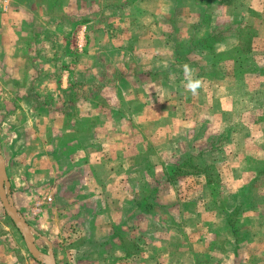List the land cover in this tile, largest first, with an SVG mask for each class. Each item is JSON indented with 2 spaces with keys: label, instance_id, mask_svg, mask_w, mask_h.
Masks as SVG:
<instances>
[{
  "label": "crops",
  "instance_id": "0c3cea01",
  "mask_svg": "<svg viewBox=\"0 0 264 264\" xmlns=\"http://www.w3.org/2000/svg\"><path fill=\"white\" fill-rule=\"evenodd\" d=\"M146 39L154 40L151 48L139 49ZM133 41L138 47L132 48ZM139 54L141 63L134 61ZM144 55L151 60L145 63ZM0 76L25 86L31 96L41 82H49L48 106L39 109L54 123L62 120L57 132L63 135L66 163L84 179L74 184L84 186L91 201L103 203L101 212L108 209L106 222L114 226L103 223L118 257L112 264H197L203 257L212 264H248L247 257L254 259L251 264H264V215L256 210L249 215L264 204V178L259 179L264 171V0H0ZM54 101L62 106L59 116L50 107ZM73 104L85 105L84 111L78 108L72 116L65 107ZM87 133L95 137L93 148H85ZM101 147L115 162L117 178H98L93 155ZM133 162L154 165L158 178L142 177L145 183L169 187L161 201L171 214L156 216L155 242L143 237L138 243L123 225L132 217L144 222L151 214L147 206L153 196L143 197V187L133 189L127 172ZM6 168L11 184L7 162ZM173 169L188 173L173 177ZM205 169L214 174L210 182ZM216 182L235 199L260 193L261 201L250 200V209L227 198L221 214L213 213L222 227H201L199 205L221 192ZM197 187L199 204L190 193ZM51 195L38 199L37 207L52 202ZM186 201H194L187 210L194 222L177 211ZM235 208L239 225L229 237L224 220ZM34 229L36 244L38 237L49 245L43 230ZM116 229H124L118 238ZM217 234L225 240L212 243ZM203 237L208 240L197 249Z\"/></svg>",
  "mask_w": 264,
  "mask_h": 264
},
{
  "label": "rangeland",
  "instance_id": "374dc122",
  "mask_svg": "<svg viewBox=\"0 0 264 264\" xmlns=\"http://www.w3.org/2000/svg\"><path fill=\"white\" fill-rule=\"evenodd\" d=\"M103 1L114 2L115 0ZM134 27L136 28L137 26L135 25ZM118 41L119 40H109L108 42L113 45V42L115 44ZM153 41L154 40L150 39L143 40L142 47L137 46V42L139 41H133L132 48L138 47L139 49L148 50L151 48ZM75 42L77 43L78 41L75 40ZM141 55L142 54H139L138 58H134V61L141 63ZM147 60H151L150 55H144L143 61L147 63ZM7 61L9 60L7 59ZM12 62L13 60H10V64H12ZM8 78L9 77L6 76H0V137L2 136V151L9 168L12 184L11 193L15 197L17 208L22 216L31 223L33 228H40V230H43L45 235L49 237L53 246L56 264H112L115 253L113 240L109 237V229H107L106 224L103 223V220L105 222L107 221L106 213L108 209H103V212H101L103 203L101 204L100 201H91L89 195H86L84 192V186L81 187L78 184V186L74 184L79 180L84 182V179L83 177L78 178V174L81 172L77 173V168H72L71 170L66 163L68 162L66 157L68 153L67 151H63V135L61 136L60 132H57L61 126L62 120L60 118L54 123L51 119L49 120L45 117L46 114L44 112L40 111V109L44 110V107L48 106L45 98L47 91H51L49 82H41L37 88L38 94L31 96L28 94L29 91L25 86L22 88L15 87L11 85L10 82H7ZM59 89L60 88H55V94L59 92ZM17 90L20 92L17 93ZM40 102L42 104L37 106L36 103L39 104ZM53 103L54 104H51L52 106L50 107L53 108L54 111L58 110L57 115L59 116V114L62 113V110H60L62 106L56 101ZM84 106L73 104L68 108L65 107V109L71 114H74L77 113L78 108L84 111ZM75 115L76 114L72 116ZM76 121L77 118L74 120L73 124ZM76 133L77 132H73L70 137V139H74L73 145L76 144ZM86 136L82 138L86 146L85 148H93L92 141L95 137L89 136L88 133ZM76 148L77 147H72L73 150H76ZM103 148L104 147H101L100 152L98 151V153L93 155L95 160L98 161L96 166L98 178L106 180V178L111 175H115L114 177L117 178L116 175L118 173H115L114 167L116 164L106 159L107 156L102 153ZM150 148L153 150V147ZM52 150L53 152H51ZM155 152L156 148L154 149V153ZM74 156L76 160L77 153ZM227 157L228 161L227 164H225L226 168L227 165H229L228 162H230L229 155H227ZM155 164H157V162ZM156 168L159 169V166ZM127 170L129 176L132 175L131 178H133V183L131 182L134 186L133 189L141 190V187H143V189L147 191L143 197L149 195L150 197L153 196V199L151 200L152 202L148 203V206L147 203L145 204L147 209L151 211L149 219L137 224L132 217V219H125L123 225L131 229L128 232L133 233L134 238L138 239V243L143 237H148V242H155L157 241V232L153 226L158 227L157 221H155L156 216L159 214L163 216L167 214L168 216V213H170L164 206L166 203L161 201V195L163 192L167 193L169 187H163L162 185L156 186L150 182L149 184L144 182L142 177L156 180L158 178L156 170H154V165H149L147 162H133V165H130ZM259 173V179L261 181V179L264 178V171ZM88 174L89 173H86V181L89 179ZM153 181L154 180H152V183ZM216 185L219 186L221 192H217V194L214 195L215 200L211 197L209 202L199 205L202 212H200L197 218L203 220L201 227H211L214 229H220L222 227V222L213 220V213L221 214V208H223L225 199L227 198L230 199L229 201H231V203L232 201L234 203H243L242 208H244L243 206H246L245 208H250V200H254L256 203L261 201L260 197L262 194L260 193H257L254 198H251L253 194H248L245 197L239 196L235 199V195L231 191L222 190L225 189L224 184L216 182ZM179 188L184 190L188 187L184 186ZM200 188L201 187H197L196 190L192 189L190 192L192 196L191 199L195 198L197 204L201 201L200 197L202 190ZM158 190L160 191L158 192ZM75 193L78 194V198L74 196L76 195ZM46 195H51L53 201L50 203H43V205L45 204L44 207L43 205L37 207L35 204L37 200L42 199ZM140 202L141 201H139V203ZM186 202L189 203H181L177 211L180 213L185 211L184 217L182 218H188L189 222H194L196 219H193V214L187 211L194 208V201ZM42 208L43 211L41 212ZM254 210H256L257 215H264V204L260 203L256 209L249 212V215H252L251 213ZM175 214L178 215L177 212H175ZM121 223L122 222H120V224ZM107 225L108 227L110 225L114 226V222L107 223ZM144 229H147V234L142 233ZM123 230L124 229L117 233L116 229L115 232L118 235L114 237V234L113 237L118 238L119 235L121 236L122 234L120 233H122ZM210 233L212 232H209V234ZM202 235L204 234H199L198 237ZM188 236L190 237V234H188ZM214 236L215 239L213 238L212 243H215V241L219 243V241L222 240V237L217 238L216 235ZM207 240L206 237L200 238L198 242L200 246L198 244L197 249L199 247L202 249L201 244ZM36 241L42 250L45 252L49 251V245H47L46 242L38 237H36ZM258 241L260 242V239ZM215 250H217L218 253L223 252L220 249ZM114 258L116 263L118 257ZM203 258L205 259V257ZM247 260L248 264H251L254 259L252 257H247ZM0 264H35L19 229L3 208L1 201Z\"/></svg>",
  "mask_w": 264,
  "mask_h": 264
},
{
  "label": "water",
  "instance_id": "95a60500",
  "mask_svg": "<svg viewBox=\"0 0 264 264\" xmlns=\"http://www.w3.org/2000/svg\"><path fill=\"white\" fill-rule=\"evenodd\" d=\"M0 200L7 214L10 216L12 221L15 223L19 229L25 245L30 252V254L38 261L43 264H56L53 246L50 241L46 238L45 240L49 243V251L46 253L39 248L34 240V235L37 233L35 229L27 222V220L21 215L17 207L14 204L12 193H11V184L9 176L7 173L5 158L2 154L0 146ZM44 238V237H43Z\"/></svg>",
  "mask_w": 264,
  "mask_h": 264
},
{
  "label": "trees",
  "instance_id": "16d2710c",
  "mask_svg": "<svg viewBox=\"0 0 264 264\" xmlns=\"http://www.w3.org/2000/svg\"><path fill=\"white\" fill-rule=\"evenodd\" d=\"M171 176L176 177L179 174H186L188 172L185 173V171H181V170H176L173 169L171 170ZM205 172L207 174L208 180L210 182L211 178H214V174L212 172H210L209 170L205 169ZM238 216H239V212H237V208H235L234 210L228 212V214L225 216V228H226V232L227 235L229 237H233L234 234H236L237 229H238V225H239V220H238ZM217 238H221L222 236L220 235H216ZM222 240H225V238L222 237ZM220 240V241H222ZM213 261L211 258H198L197 259V264H211Z\"/></svg>",
  "mask_w": 264,
  "mask_h": 264
}]
</instances>
